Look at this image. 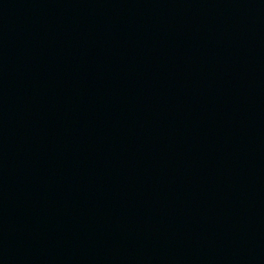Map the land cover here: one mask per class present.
<instances>
[{
	"label": "water",
	"instance_id": "water-1",
	"mask_svg": "<svg viewBox=\"0 0 264 264\" xmlns=\"http://www.w3.org/2000/svg\"><path fill=\"white\" fill-rule=\"evenodd\" d=\"M0 264H264V116L144 130L1 172Z\"/></svg>",
	"mask_w": 264,
	"mask_h": 264
}]
</instances>
